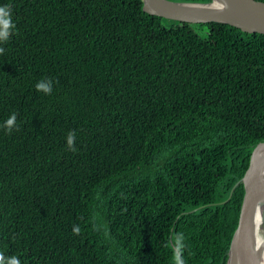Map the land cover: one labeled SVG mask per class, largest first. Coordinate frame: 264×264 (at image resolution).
I'll use <instances>...</instances> for the list:
<instances>
[{
    "label": "trees",
    "instance_id": "trees-1",
    "mask_svg": "<svg viewBox=\"0 0 264 264\" xmlns=\"http://www.w3.org/2000/svg\"><path fill=\"white\" fill-rule=\"evenodd\" d=\"M5 5L4 264H175L181 234L184 264H226L237 182L264 141V34L151 15L141 0ZM209 24L221 32L200 35ZM47 80L50 94L36 89Z\"/></svg>",
    "mask_w": 264,
    "mask_h": 264
},
{
    "label": "water",
    "instance_id": "water-1",
    "mask_svg": "<svg viewBox=\"0 0 264 264\" xmlns=\"http://www.w3.org/2000/svg\"><path fill=\"white\" fill-rule=\"evenodd\" d=\"M148 14L189 23H219L234 26L248 33L264 34V1L210 0L209 2H179L171 0H141ZM226 4L221 11L219 6ZM193 5V8L184 7ZM264 141L252 146L249 164L237 182L243 185L236 228L232 234L226 264H264L256 246L253 215L256 206L264 208ZM236 183V184H237ZM264 220V212H262Z\"/></svg>",
    "mask_w": 264,
    "mask_h": 264
},
{
    "label": "clouds",
    "instance_id": "clouds-1",
    "mask_svg": "<svg viewBox=\"0 0 264 264\" xmlns=\"http://www.w3.org/2000/svg\"><path fill=\"white\" fill-rule=\"evenodd\" d=\"M227 7L226 4L220 5L219 10L223 11ZM14 28V24L11 21V10L7 5L0 6V42H7L10 38V30ZM4 52V48L0 47V53ZM36 89L38 91H43L46 94H50L52 91V81H41L36 84ZM5 127L10 132L14 127H16V114L13 115L5 122ZM75 140V132H69L67 136V145L70 150L75 151L74 147ZM73 231L75 233L79 232L78 227H74ZM182 240L183 236L178 235L176 237V247L177 251L174 253L175 264H184V261L181 259V251H182ZM0 264H4V256L0 254ZM8 264H20V261L16 257H12Z\"/></svg>",
    "mask_w": 264,
    "mask_h": 264
},
{
    "label": "bare ground",
    "instance_id": "bare-ground-1",
    "mask_svg": "<svg viewBox=\"0 0 264 264\" xmlns=\"http://www.w3.org/2000/svg\"><path fill=\"white\" fill-rule=\"evenodd\" d=\"M184 7L193 8V5H184ZM263 155V162H264V151ZM264 167V166H263ZM264 169V168H263ZM262 212H264V208L256 206L254 209L253 215V227L255 230V237H256V246L260 250L262 254V258L264 259V229L262 228V223L264 222L262 217ZM264 262V260H263Z\"/></svg>",
    "mask_w": 264,
    "mask_h": 264
},
{
    "label": "rangeland",
    "instance_id": "rangeland-1",
    "mask_svg": "<svg viewBox=\"0 0 264 264\" xmlns=\"http://www.w3.org/2000/svg\"><path fill=\"white\" fill-rule=\"evenodd\" d=\"M212 31H214V32H221L220 26L219 27H215L214 24H209L208 26H203L202 28H200L198 33L200 35L204 36L207 33L212 32ZM262 226H263L262 228L264 229V222L262 223Z\"/></svg>",
    "mask_w": 264,
    "mask_h": 264
}]
</instances>
